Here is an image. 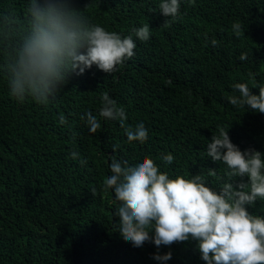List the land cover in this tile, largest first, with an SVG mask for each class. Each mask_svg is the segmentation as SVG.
I'll use <instances>...</instances> for the list:
<instances>
[{
	"label": "trees",
	"instance_id": "16d2710c",
	"mask_svg": "<svg viewBox=\"0 0 264 264\" xmlns=\"http://www.w3.org/2000/svg\"><path fill=\"white\" fill-rule=\"evenodd\" d=\"M0 264H264V0H0Z\"/></svg>",
	"mask_w": 264,
	"mask_h": 264
}]
</instances>
